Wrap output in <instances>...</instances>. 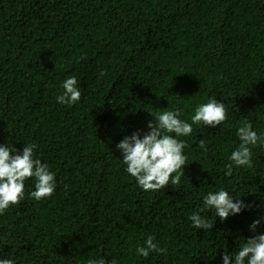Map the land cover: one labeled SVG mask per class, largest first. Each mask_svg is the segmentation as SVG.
Here are the masks:
<instances>
[{"label":"trees","instance_id":"1","mask_svg":"<svg viewBox=\"0 0 264 264\" xmlns=\"http://www.w3.org/2000/svg\"><path fill=\"white\" fill-rule=\"evenodd\" d=\"M69 75L81 99L60 105ZM210 96L225 104L226 121L180 138L179 184L141 190L116 144L147 131L149 113L179 109L190 122ZM245 119L264 132V0H0V143L35 142L57 179L51 198L26 195L0 215V258L222 264L264 214V147L253 148L251 168L227 174ZM33 186L25 182L26 194ZM219 188L253 207L223 222L201 212L213 227L192 228L202 195ZM148 235L165 255H136Z\"/></svg>","mask_w":264,"mask_h":264},{"label":"clouds","instance_id":"2","mask_svg":"<svg viewBox=\"0 0 264 264\" xmlns=\"http://www.w3.org/2000/svg\"><path fill=\"white\" fill-rule=\"evenodd\" d=\"M59 87L63 91L56 96L58 104L72 106L80 101L81 90L75 75H69L60 82ZM193 112L190 122L180 118L179 109L158 112L154 116L149 113L152 119L147 122V131L136 130L131 135H125L116 144L125 166L124 171L135 179L141 190L157 191L170 183L179 184L181 177L185 175L183 169L187 160L184 153L187 143L180 138L191 136L193 125L217 128L227 119L225 104L215 96H210L206 102L198 104ZM236 136L239 143L228 156L231 161L227 166L229 175L233 167L251 168L253 148L264 147V132L253 130L252 123L247 119L236 128ZM199 147L207 151L204 140L199 142ZM37 148L35 142H24V147L19 150L8 142L0 143V215L23 201L26 195L29 199L41 201L51 198L55 192L56 173L46 162L34 155ZM29 179L34 180V190L26 194L25 182ZM252 207V204L245 203L241 198H234L228 190L219 188L203 194L202 207L193 211L188 219L192 228L206 230L212 228L213 223L202 216L201 212H212L216 217L215 221L219 218L223 222L229 216L239 215ZM248 231L252 235L231 254L225 252L221 257L222 264H264V214L258 215L251 222ZM154 240V236L148 235L143 246L136 247V255L145 259L151 253L165 255L167 249L160 247ZM0 264H16V261L14 258L2 257ZM86 264H119V261L115 257L111 260L92 257Z\"/></svg>","mask_w":264,"mask_h":264}]
</instances>
